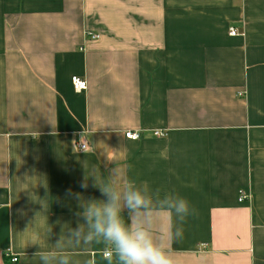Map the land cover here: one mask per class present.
Returning a JSON list of instances; mask_svg holds the SVG:
<instances>
[{
  "label": "crops",
  "instance_id": "obj_1",
  "mask_svg": "<svg viewBox=\"0 0 264 264\" xmlns=\"http://www.w3.org/2000/svg\"><path fill=\"white\" fill-rule=\"evenodd\" d=\"M115 168L196 209L175 264H264V0H0V264H41Z\"/></svg>",
  "mask_w": 264,
  "mask_h": 264
},
{
  "label": "clouds",
  "instance_id": "obj_2",
  "mask_svg": "<svg viewBox=\"0 0 264 264\" xmlns=\"http://www.w3.org/2000/svg\"><path fill=\"white\" fill-rule=\"evenodd\" d=\"M73 146L74 151L81 150L76 141ZM118 175L115 168L107 178L93 176L104 199L85 200L80 192H66L78 202L77 226L67 234L62 231L54 247L42 250L39 245L33 255L41 264H74L76 250L93 245H103L107 264L114 260L115 264H175L171 245L183 238V225L196 209L186 198L153 191L146 183L132 179L119 183L113 178ZM80 187L88 188L87 176ZM166 216L172 221L169 225L164 223Z\"/></svg>",
  "mask_w": 264,
  "mask_h": 264
},
{
  "label": "built area",
  "instance_id": "obj_3",
  "mask_svg": "<svg viewBox=\"0 0 264 264\" xmlns=\"http://www.w3.org/2000/svg\"><path fill=\"white\" fill-rule=\"evenodd\" d=\"M236 35H237L236 29L231 28L230 36H236ZM91 37H92V39H97L98 38L97 35H92ZM72 85L74 87V90L77 91V92H82V91L86 90V88H87V83H86L85 79L80 78L78 76H75L72 79ZM154 132H155V136L157 138H163L166 135L165 132H159V131H154ZM125 136H126L127 139L132 140V141L139 140L141 138V132L127 131V132H125ZM77 144L79 145V147L81 149L80 151H84L83 149L87 148V146L85 144H82V143H77ZM246 198H247V196L243 192H241L239 200L243 201ZM11 257H12L11 258L12 262H14V263L17 262L18 259L16 257H13V256H11Z\"/></svg>",
  "mask_w": 264,
  "mask_h": 264
},
{
  "label": "trees",
  "instance_id": "obj_4",
  "mask_svg": "<svg viewBox=\"0 0 264 264\" xmlns=\"http://www.w3.org/2000/svg\"><path fill=\"white\" fill-rule=\"evenodd\" d=\"M5 260H9V257L8 256H5Z\"/></svg>",
  "mask_w": 264,
  "mask_h": 264
},
{
  "label": "bare ground",
  "instance_id": "obj_5",
  "mask_svg": "<svg viewBox=\"0 0 264 264\" xmlns=\"http://www.w3.org/2000/svg\"><path fill=\"white\" fill-rule=\"evenodd\" d=\"M246 200V199H245Z\"/></svg>",
  "mask_w": 264,
  "mask_h": 264
}]
</instances>
